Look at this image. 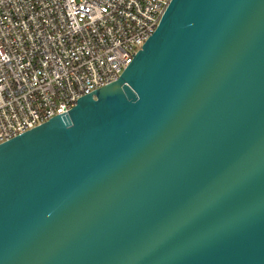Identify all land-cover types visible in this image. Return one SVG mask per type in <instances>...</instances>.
I'll return each mask as SVG.
<instances>
[{
  "label": "water",
  "instance_id": "1",
  "mask_svg": "<svg viewBox=\"0 0 264 264\" xmlns=\"http://www.w3.org/2000/svg\"><path fill=\"white\" fill-rule=\"evenodd\" d=\"M0 264H264V0H172L115 82L0 144Z\"/></svg>",
  "mask_w": 264,
  "mask_h": 264
},
{
  "label": "built area",
  "instance_id": "2",
  "mask_svg": "<svg viewBox=\"0 0 264 264\" xmlns=\"http://www.w3.org/2000/svg\"><path fill=\"white\" fill-rule=\"evenodd\" d=\"M172 0H0V144L115 82Z\"/></svg>",
  "mask_w": 264,
  "mask_h": 264
}]
</instances>
